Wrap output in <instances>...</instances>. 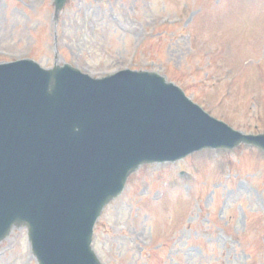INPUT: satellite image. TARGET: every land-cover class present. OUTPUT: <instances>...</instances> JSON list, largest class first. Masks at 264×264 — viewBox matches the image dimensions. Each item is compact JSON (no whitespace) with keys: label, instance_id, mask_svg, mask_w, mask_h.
Masks as SVG:
<instances>
[{"label":"rangeland","instance_id":"374dc122","mask_svg":"<svg viewBox=\"0 0 264 264\" xmlns=\"http://www.w3.org/2000/svg\"><path fill=\"white\" fill-rule=\"evenodd\" d=\"M53 13V0H0V61L155 71L232 128L264 133V0H68ZM91 246L100 264H264V152L141 165ZM0 264H38L24 227L0 242Z\"/></svg>","mask_w":264,"mask_h":264},{"label":"water","instance_id":"95a60500","mask_svg":"<svg viewBox=\"0 0 264 264\" xmlns=\"http://www.w3.org/2000/svg\"><path fill=\"white\" fill-rule=\"evenodd\" d=\"M240 142L264 149L155 74L0 66V240L26 225L39 264H99L93 223L139 164Z\"/></svg>","mask_w":264,"mask_h":264}]
</instances>
